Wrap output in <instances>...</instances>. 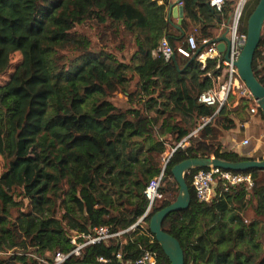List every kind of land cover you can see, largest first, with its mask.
<instances>
[{"label": "trees", "instance_id": "1", "mask_svg": "<svg viewBox=\"0 0 264 264\" xmlns=\"http://www.w3.org/2000/svg\"><path fill=\"white\" fill-rule=\"evenodd\" d=\"M180 1L184 15L177 26L168 13L177 0H0V77L7 75L0 82V154L5 158L0 163V264H41V258L54 263L57 251L72 250L73 235L94 226L107 225L113 232L130 228L146 211L145 190L162 170L163 197L154 202L145 224L124 233L126 243L113 236L61 264L101 263L100 256L110 259L103 264H122L146 250L157 253L158 264H171L151 233L150 218L179 194L173 167L210 156L211 149L228 161L264 159L222 149L221 130L233 122L226 116L228 107L217 111L216 105L197 100L220 72L216 60L203 63L198 55L178 51L193 25H198V40L216 38L234 2L227 0L218 13L207 0ZM259 1L246 3L239 32L247 34ZM79 26L127 38L134 47L129 61L95 46ZM163 37L174 48L169 61L152 54ZM262 52L264 25L253 64L264 85ZM118 90L127 93L123 104L113 99ZM247 106V101L238 104ZM258 113L264 119L261 109ZM210 116L204 130L212 145L191 135L163 166L167 143L162 135L170 133L176 146ZM200 168L185 175L189 207L171 212L163 223L181 243L185 264H264V169L242 171L252 174L253 186L239 183L225 190L219 181L213 198L202 201L193 184ZM248 211L252 216L246 220Z\"/></svg>", "mask_w": 264, "mask_h": 264}, {"label": "built area", "instance_id": "2", "mask_svg": "<svg viewBox=\"0 0 264 264\" xmlns=\"http://www.w3.org/2000/svg\"><path fill=\"white\" fill-rule=\"evenodd\" d=\"M226 1L227 0H207L208 4L218 13L223 12ZM232 1L234 2V11L231 20L226 24V32L231 39L230 54L228 58L225 57L224 53L218 50L217 41L213 42L214 38L203 37L198 40L196 31L188 34L185 42L178 46V51L189 57L197 54L199 60L203 63L208 59L216 60V68H218L220 72L213 77V86L199 94L197 99L199 103L216 105L218 108L217 111H219L222 107L229 105L232 98H236L237 102L234 104L239 103L240 100H246L250 104V111L252 113H257L260 110L258 100L242 79L236 64L247 41V34L239 32L238 28L243 9L249 0ZM179 3L183 4L180 0ZM199 49L200 52H198ZM152 54L155 57H162L166 61H169L174 56V48L168 38L163 37L159 46L153 50ZM212 117L213 116L203 117V123H200L198 127L189 134V136H196ZM249 141L250 140L246 138L243 140V144L247 145ZM173 152L174 150L168 155V160ZM188 172H190V170ZM163 175L164 170H162L160 175L154 177L148 184L145 194L149 199V205L144 214L139 218L138 222L133 226L117 232H113L107 225L94 226L87 232H81L80 234L71 237V243L73 244L71 251L67 253L57 251L54 257V263H49L47 260L41 258V264H61L74 255H81L82 249L89 244L101 243L113 236L121 237L127 230L135 228L139 224H145L146 219L152 212L154 202L163 197V192L161 191ZM219 181H223L225 190H228L231 186L239 183H248L249 186L255 184L251 173L215 166L202 167L193 175V184L197 197L202 201H210L215 195V189ZM116 257L122 261L123 253L118 251ZM99 261L103 264L109 262L110 259L100 256ZM122 264H158L157 253L152 250H146L138 259L134 261H126Z\"/></svg>", "mask_w": 264, "mask_h": 264}, {"label": "water", "instance_id": "3", "mask_svg": "<svg viewBox=\"0 0 264 264\" xmlns=\"http://www.w3.org/2000/svg\"><path fill=\"white\" fill-rule=\"evenodd\" d=\"M179 24L182 22L184 15L183 4L179 5ZM212 11L215 10L212 8ZM173 12V6H170L169 16ZM264 25V0H260L248 20L247 41L237 61V66L242 79L247 86L251 89L254 96L257 98L260 109L264 114V85L258 80L254 72V58L256 50L261 42L262 29ZM217 41V48L220 52L224 53L228 58L230 54L231 39L227 32L222 33L213 39ZM200 52V49L199 51ZM195 54L192 58H195ZM222 167L224 169L234 171H245L252 168L264 169V159H247L239 161H228L218 158L216 156H200L187 158L176 164L172 172L180 186L177 198L167 205L166 207L156 211L150 218V230L160 243L165 254L169 257L171 264H185V252L179 240L172 234L163 229L164 220L167 216L174 211L186 209L191 202V193L189 185L186 180V173L194 167ZM74 264H101V263H85L77 262Z\"/></svg>", "mask_w": 264, "mask_h": 264}, {"label": "crops", "instance_id": "4", "mask_svg": "<svg viewBox=\"0 0 264 264\" xmlns=\"http://www.w3.org/2000/svg\"><path fill=\"white\" fill-rule=\"evenodd\" d=\"M177 2L178 3L172 4L173 12L171 15L175 22L179 23L180 14L178 7L180 3L179 0H177ZM230 20L231 17L227 22L223 21L219 24L218 36L226 32V24H228ZM262 62H264V52L259 55L258 63L260 64ZM247 103L248 106L245 108L238 107V103L228 107L226 116H229L233 122L223 126L222 135L219 140L222 144L223 150H234L245 156H257L258 158L264 157V119L258 112L252 113L250 111V104L248 101ZM197 127H195V129ZM200 133L201 131L196 136L198 137ZM246 138L250 140L248 145L243 144V140ZM207 141L210 144L209 139H207ZM187 143H189V141L186 140V144ZM120 238L122 243H126L128 241V238L125 235H122Z\"/></svg>", "mask_w": 264, "mask_h": 264}, {"label": "rangeland", "instance_id": "5", "mask_svg": "<svg viewBox=\"0 0 264 264\" xmlns=\"http://www.w3.org/2000/svg\"><path fill=\"white\" fill-rule=\"evenodd\" d=\"M174 23L176 25L178 24L177 22H174ZM181 23L179 25H181ZM196 26H198V25L197 24L193 25L192 28L193 27H195V28L193 30L191 28L190 29L191 31L189 30L190 32L189 31L188 32L189 33H192L195 31L198 32V28ZM78 29L86 32L92 38L95 46H96V42H97L98 47L103 46L104 48L115 52L117 54L118 58H120L121 60L129 61L131 52L134 50V47H133V44L131 42H129L127 38H120L121 34L117 35L116 33H114L111 30L105 31L104 29H102L100 27L90 28L89 26H79ZM14 59H15L14 62H16V60L18 59V56H15ZM6 78H7V75H5V77H0V82H3ZM134 84H135V81L132 82L131 89H134V87H135ZM113 96H114V98H113L114 101L118 104H123L128 97L127 93H125L121 90L115 91V93H113ZM235 102H237L236 98H232L230 104L226 105V106L229 107V106L233 105ZM243 102H245V100H240L238 104L243 103ZM201 123H203L202 119H201ZM171 137H173V136L170 133L162 135V138L167 143V149L161 157L163 166H165V164L167 162L168 155H170V153L173 150H175L176 147H178L181 144L185 145L186 140L187 141L190 140L189 137H187V138L185 137L186 139L183 138L176 146H173L171 143V141H172ZM198 137H201V138L206 139V140L208 139L207 134L205 133L204 127L201 129V133ZM187 144H189V143H187ZM210 145H212L211 141H210ZM210 153H211L210 156H215L213 149H211ZM0 163H5V158L3 157L2 154H0ZM251 216H252V212L248 211V214L246 216V220H249L251 218ZM209 223H212V221L209 220Z\"/></svg>", "mask_w": 264, "mask_h": 264}]
</instances>
